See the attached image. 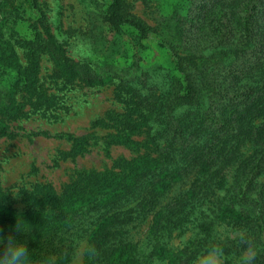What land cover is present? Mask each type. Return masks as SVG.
Listing matches in <instances>:
<instances>
[{
  "label": "trees",
  "instance_id": "obj_1",
  "mask_svg": "<svg viewBox=\"0 0 264 264\" xmlns=\"http://www.w3.org/2000/svg\"><path fill=\"white\" fill-rule=\"evenodd\" d=\"M130 1L102 11L109 32L137 43L116 85L123 108L102 139L134 157L74 183L70 205L42 195L8 213L0 191V236L15 234L31 262L64 263L84 240L81 264H264V0H168L154 29L129 13ZM22 5L39 6L0 0V28ZM38 12L24 66H6L16 90L36 96L41 54L64 82L105 84L66 57ZM155 31L171 66L141 57ZM21 108L0 88V138Z\"/></svg>",
  "mask_w": 264,
  "mask_h": 264
},
{
  "label": "rangeland",
  "instance_id": "obj_2",
  "mask_svg": "<svg viewBox=\"0 0 264 264\" xmlns=\"http://www.w3.org/2000/svg\"><path fill=\"white\" fill-rule=\"evenodd\" d=\"M108 1L36 0L37 9L22 5L19 13L0 28V88L13 95L18 108L22 106L19 114L7 122V134L0 138V191L8 213L24 212L32 205L33 197L42 195L48 199L57 196L58 202L70 205L74 188L69 187L74 183L93 184L92 173L112 171L119 160L134 157L133 152L118 144L121 140L108 145L102 139L114 127L113 115L123 108L116 85L131 72L135 61L131 58L132 49H137L131 36L109 32L102 20ZM130 2L129 13L153 29L158 26V17L168 12V0ZM38 10L44 15L49 33L63 45L66 57L83 63L95 75L106 77L105 84L64 82L55 74L52 59L41 54L36 96L16 90L13 69L6 66L14 58L24 66L21 44L39 33L35 24ZM156 33L149 36V50L141 47V57L149 64L155 61L171 66L158 45L161 40ZM100 119L102 123H98ZM84 245V240L79 241L69 259L61 264H81ZM31 264L60 263L52 258Z\"/></svg>",
  "mask_w": 264,
  "mask_h": 264
},
{
  "label": "clouds",
  "instance_id": "obj_3",
  "mask_svg": "<svg viewBox=\"0 0 264 264\" xmlns=\"http://www.w3.org/2000/svg\"><path fill=\"white\" fill-rule=\"evenodd\" d=\"M16 230L19 232L18 228ZM0 245H3L0 264H31L30 252L26 244L17 242L12 235L0 236Z\"/></svg>",
  "mask_w": 264,
  "mask_h": 264
}]
</instances>
